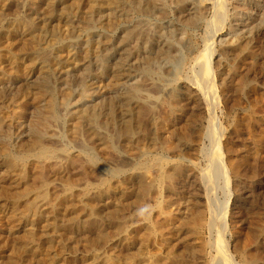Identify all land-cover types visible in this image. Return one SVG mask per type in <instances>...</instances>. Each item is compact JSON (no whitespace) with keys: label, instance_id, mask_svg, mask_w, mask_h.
<instances>
[{"label":"rangeland","instance_id":"374dc122","mask_svg":"<svg viewBox=\"0 0 264 264\" xmlns=\"http://www.w3.org/2000/svg\"><path fill=\"white\" fill-rule=\"evenodd\" d=\"M17 2L0 22L30 14ZM77 13L75 47L89 33L96 52L61 78L0 79L16 95L0 146L19 158L10 171L0 156V264H264V0ZM45 80L55 114L34 95ZM14 199L40 218L14 216Z\"/></svg>","mask_w":264,"mask_h":264},{"label":"bare ground","instance_id":"6f19581e","mask_svg":"<svg viewBox=\"0 0 264 264\" xmlns=\"http://www.w3.org/2000/svg\"><path fill=\"white\" fill-rule=\"evenodd\" d=\"M118 1L119 0H73V1L69 2V0H31V3L29 5L31 11L27 17H22V16L17 15L16 17L11 18L9 21H7L5 23L0 22V79L5 77V76H7V77L15 76V77H21V78L26 77V76L28 77V75L31 73V71H37V72L41 73V75L43 74L44 77H46L47 79H51V77H55L56 74L59 78H61L63 76V74L68 72L69 69L75 68V66L81 60L82 56H88L90 54H93L94 52L97 51V48H98L97 42L95 40H93L92 37H88L89 36V33H88L87 36L86 35L85 36L88 38L89 45L83 51H79L76 49V47H75L76 42L72 38V36L74 35V29L72 28V26H73L72 22L74 21V19H72V16L75 14H78L77 12L83 11L85 8H88V11L91 12L92 14L96 13V12H101V9H105V8L112 9V13H113V11L117 7ZM0 3L5 5L7 10H13V9H16L15 7L19 6L17 0H0ZM222 8H220V9H222ZM96 19L97 18H95V20ZM102 21L107 26H111L113 24L112 15L105 16L102 19ZM65 25H66V27H65ZM98 28H100V26ZM78 43H76V44H78ZM209 48H210V46H209ZM210 52H211V50H210ZM208 54H209V52H208ZM205 59H206V61L208 60L207 57L204 58V60ZM63 60H65V61L63 62ZM205 62L203 61L202 68H203L204 76L207 77L209 74L208 69L210 67H208L207 63H205ZM207 62H209V60ZM2 65H3V67H2ZM4 65H5V67H4ZM69 66L70 67L72 66V67L69 68ZM60 70H61V73H57ZM36 83H39V82H36ZM17 87H18V85H17ZM12 89H10L9 87H3L0 89V101L3 102L0 104V114L2 113L5 115L7 113V111H6L8 108L7 106H10L9 103L15 99L14 96H16V95L13 94ZM34 89L36 90V92H34L35 97L44 99L45 100L44 102H46L47 108L52 113L55 114L56 104H57L56 97L54 95L55 91L52 90L54 92L53 93L52 91L49 90L47 80L43 81L42 83L34 85ZM18 92H19V90H18ZM23 94H26V93H23ZM12 95H13V97H12ZM70 95H72V94H70ZM17 96H18V94H17ZM18 97H20V96H18ZM62 101H64V99ZM7 102H9V103H7ZM88 105H86V106L88 107ZM93 106L89 107V109L94 108ZM2 110H4V111H2ZM15 111H16V108H15ZM88 114L96 115V112L91 110V109L90 110L80 109L79 115H77V116L79 118L81 117L83 119L84 118L87 119ZM5 117H8V116L5 115ZM39 118H41V117H39ZM83 119H81V120H83ZM86 119H84V120H86ZM42 121H44V120H42ZM44 122H46V121H44ZM78 122H80V121H78ZM46 124H47V122H46ZM81 124H79V125H81ZM31 130H32V128H31ZM37 130H40V129H37ZM37 130L35 131L36 133L33 132L34 130L31 133V139L32 140L31 139H29V140H31V142H33L32 145L34 144V142L39 141V137L37 135ZM73 130H75V128ZM7 131H8V129L6 130V132ZM75 132H77V129ZM3 133H4V130H3ZM5 134H7V133H5ZM88 134H89V132H88ZM29 136H30V134H29ZM21 140H23V139H21ZM1 141H3V140H1ZM41 143H42V141L40 142V144ZM4 144L5 143H2V145H1L2 147L0 146V156L3 157V159L5 160L4 163L7 164L9 169H11L10 171H12L14 166H17L19 164L18 163L16 165V162L19 158L18 159H17V157L14 158L13 155L16 153L14 152V154H12V152H11L12 150L8 151V149L6 148V147H8V145L5 147L6 144L5 145ZM35 144H39V143H35ZM36 146H38V145H36ZM43 150H45L43 152H46V147H45V149L43 148ZM47 150H48V148H47ZM40 152H42V149L40 150ZM67 155H68V153H67ZM218 158H219V155H218ZM15 170H16V168H15ZM1 175H3V174H1ZM24 189H26V188H24ZM24 189H22V190H24ZM24 191L23 192L20 191V193L22 192L24 195L25 194ZM11 195H14V194L12 193ZM17 195H18L17 197L22 198V196H19L20 194L18 192H17ZM34 197H35V195H34ZM32 199H33V197H32ZM12 204H13L12 212H14L13 215L16 216L17 218L29 221V223L32 222L34 217L40 218V215L38 214V211L35 208L33 203H29L30 205H29V207L27 206V208H26V206H25V208L24 207L22 208V206L20 205V200L18 201V199H14ZM96 213H99V212H96ZM8 215H9V213H8ZM31 216H32V218H31ZM46 223H48V222H46ZM29 235H30V233L28 234V236ZM22 237H24V236H22ZM12 264H14V263H12Z\"/></svg>","mask_w":264,"mask_h":264}]
</instances>
